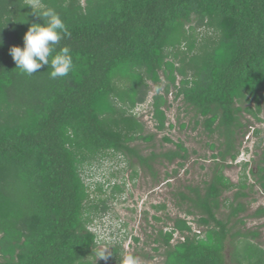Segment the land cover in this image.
Segmentation results:
<instances>
[{
	"label": "trees",
	"instance_id": "obj_1",
	"mask_svg": "<svg viewBox=\"0 0 264 264\" xmlns=\"http://www.w3.org/2000/svg\"><path fill=\"white\" fill-rule=\"evenodd\" d=\"M47 8L71 33L57 51L70 47L74 69L55 80L47 65L22 74L9 51L23 47L32 23L43 24L34 10ZM0 42V264H120L123 242L108 244V258L98 262L103 244L92 229L114 222L119 231L112 204L125 183L113 186L117 170L104 184H88L95 177L88 170L119 157L133 179L142 169L158 183L157 165L182 169L191 160L184 144L167 137L175 150L158 151L157 136L137 118L153 91L158 132L168 129L164 109L173 95L194 114V130L218 135L220 145H210L219 150L211 180L174 194L186 218L167 217L172 227L150 237L154 251L164 252L163 264H264L261 234L246 231L241 218L249 211L243 201L264 195V150L253 185L246 173L239 185L225 176L241 155L239 137L253 128L244 115L263 122L264 0H0ZM139 142L154 143L149 156ZM223 208L230 214L220 219ZM250 217L264 218V208Z\"/></svg>",
	"mask_w": 264,
	"mask_h": 264
},
{
	"label": "rangeland",
	"instance_id": "obj_2",
	"mask_svg": "<svg viewBox=\"0 0 264 264\" xmlns=\"http://www.w3.org/2000/svg\"><path fill=\"white\" fill-rule=\"evenodd\" d=\"M155 92L150 94L148 101H152ZM172 107L170 110L164 109L167 112L168 117V129L160 133L156 129V123L153 121L152 116L149 115L150 108L140 106L135 114L137 118L146 125L148 133L155 134L157 136L155 140V146L158 151L162 150H175V146L172 144H164V138H170L175 144H184V146L190 151L191 160L187 162L185 168L180 169L178 164L164 167L157 165L156 170L159 173V182L155 183L152 180L151 175L142 169H139V178L133 179V171L126 170L127 166L124 164L117 165L121 158L107 159L103 162V169L97 171L88 170L87 176L92 174L94 179H88V184H94L95 182L105 183L112 171L120 172L117 181L114 183L124 184L126 186V193L124 196L112 204V213H117L118 219L123 220L128 225L126 233L130 235L132 240H127L123 243L122 255L132 253L141 258L142 264H163L165 257L163 251L157 254L154 251L155 245L150 240L151 236H155L158 230L166 228V225L172 227V223L167 221V217L172 218H186V214L177 207L179 200L174 197L177 192H185L186 187H202L204 182L210 181L213 175V171L216 168V162L213 157L219 154V150L212 151L210 149L211 144H215L219 147V136H214L212 139L204 131L203 127H200L197 131L194 130L195 123L193 120L194 114L187 112V108L184 106L183 101H175V97L171 95L169 97ZM262 123H259L255 118L249 114L244 115L243 124L253 126L249 129L246 137H239L238 148L241 155L237 162L232 163L229 161L227 165L231 166L225 170V176L231 180L235 185H239L244 173L249 178V184L253 185L255 179L251 174L252 171L257 172V164L261 159V152L264 150V111L260 115ZM182 125H186V129H182ZM173 126V128L171 127ZM260 131L261 135L257 136L256 131ZM154 143L145 144L143 142L136 143L134 146L142 151L143 156H149L152 152ZM262 146L261 148H259ZM194 152L198 155L195 156ZM249 163L247 171L244 170L243 165ZM205 168V170L202 169ZM124 169V170H123ZM122 171V172H121ZM175 171L179 174L175 175ZM188 193V192H187ZM248 193V192H247ZM237 191L226 195L228 200H233ZM247 204L249 211L241 218L245 220L246 231L259 232L261 234L260 242L264 246V218L255 219L251 218L256 214L260 208H264V195L257 193L251 195L248 199L243 201ZM167 206L166 211L156 212L153 210V206ZM145 211L149 212L148 221L145 219ZM230 214V212L223 208L220 213V219H224ZM154 217H158L163 220L162 223H157ZM102 219H104L102 217ZM106 221V217L104 219ZM193 218H188L189 222H194ZM107 222V221H106ZM99 224H103L104 221L99 219ZM117 223L113 222V226ZM107 225H110L107 222ZM168 227V228H169ZM193 228L196 231L197 225L193 223ZM134 238L140 239V243L136 244ZM121 239V238H120ZM121 241L117 240L114 243L118 244ZM113 245V244H111ZM101 256L111 252L112 247L101 248ZM231 248L228 247L226 255L230 260ZM122 256V257H123ZM149 257V258H145ZM103 258H99L98 262H103ZM111 264V263H110Z\"/></svg>",
	"mask_w": 264,
	"mask_h": 264
},
{
	"label": "clouds",
	"instance_id": "obj_3",
	"mask_svg": "<svg viewBox=\"0 0 264 264\" xmlns=\"http://www.w3.org/2000/svg\"><path fill=\"white\" fill-rule=\"evenodd\" d=\"M34 13L41 17L44 22L43 24L32 23L30 25L24 36L23 47L12 46L10 48V55L17 65L16 68L20 69L22 74L31 76L36 73L37 70L47 65L48 68L50 67L52 69L49 74L50 79L55 80L68 76L74 69L72 50L68 46H63L57 51V46L60 44L61 40L71 35L67 25L54 8H47L42 13L38 10H34ZM0 44H2V42H0ZM146 105V107L151 109L149 115H151L153 119V98L152 101H147ZM141 106H145V104ZM114 185L115 183H113V186ZM124 224L126 223H123L122 220V226L119 227V231H117L116 228L118 227L116 226L117 224L113 226V223L110 225L106 224L105 227L100 226L99 228L92 229V231L100 237L99 245L103 244L101 248H106L108 244H112L117 240L123 243L127 240H132V238H130L131 236L126 233L127 228L123 229ZM112 227H114V231L111 229ZM114 234L115 236L113 238L112 235ZM177 237L179 236L177 235ZM100 258L107 259L108 255L104 254L100 256ZM120 264H142V260L139 256L128 253L120 259Z\"/></svg>",
	"mask_w": 264,
	"mask_h": 264
}]
</instances>
